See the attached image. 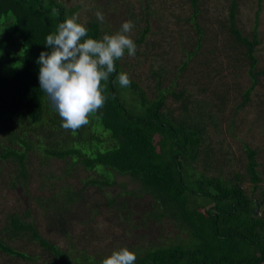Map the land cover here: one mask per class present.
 <instances>
[{
    "label": "trees",
    "instance_id": "16d2710c",
    "mask_svg": "<svg viewBox=\"0 0 264 264\" xmlns=\"http://www.w3.org/2000/svg\"><path fill=\"white\" fill-rule=\"evenodd\" d=\"M227 1L228 17L219 21L224 37L207 52L204 44L214 41L198 20L202 0H190L193 13L188 20L199 37L177 68L184 72L201 54L208 69L216 66V77L225 69L248 72L251 84L237 112L252 102L264 76L257 55L260 9L247 32L239 25L240 0ZM79 10V5L69 6L64 0H0V160L18 163V176L23 178L19 185L26 186L27 194V162L33 150L66 162V180L47 192L45 204L32 208L27 203L31 198L20 197L21 210L8 212L0 227V250L33 263L41 258L44 264H101L111 254L97 253V215L103 214L113 225L116 245L137 254L135 264H264V215L254 212L264 206L260 149L243 143L246 161L239 170L210 138L209 127L228 103L227 90L214 89L212 98H201L208 87L200 86L195 94L187 86L179 87V75L170 78L172 70L166 64L151 71L154 83L148 88L130 76L131 85L122 88L117 77L129 72L121 59L102 81L107 100L89 124L75 134L62 128L58 112L40 89L37 60L42 51H51L45 44L47 35ZM143 14L146 24L135 39L137 46L151 31L148 6ZM86 27L88 37L100 39L106 33L98 19ZM11 60L21 66L5 75L4 64ZM117 176L129 177L136 186L116 191L119 184L126 187ZM16 177H11L13 184ZM246 182L251 183L250 192ZM88 189L100 198L84 209L86 217L71 233L63 217L77 204H87ZM37 209L56 217L55 230L67 237L66 246L40 231L33 217ZM105 232L109 234V228ZM27 242L41 253L14 246Z\"/></svg>",
    "mask_w": 264,
    "mask_h": 264
},
{
    "label": "rangeland",
    "instance_id": "374dc122",
    "mask_svg": "<svg viewBox=\"0 0 264 264\" xmlns=\"http://www.w3.org/2000/svg\"><path fill=\"white\" fill-rule=\"evenodd\" d=\"M64 2L69 6H80L78 16L82 23L97 19L95 12L101 11L105 16L103 25L107 34L117 32L123 22L133 21L135 25L132 32L134 41L145 27L143 9L148 6L151 13L149 18L151 31L145 42L137 46L134 57H129L126 54L122 59L129 76L148 88L154 83L151 71L166 64L167 68L172 70L168 75L170 78L179 75L177 78L179 87L187 86L194 94L198 92L200 86L208 87V92L199 95L201 98H212L214 89L218 91L227 90L228 103L216 124L209 127L210 138L218 151L225 152L226 156L231 158L234 167L239 170H243L246 161L243 143H249L253 147L259 148V161L264 164V76L254 90L252 102L236 112V106L243 98V91L251 84L248 72L241 68L236 74L225 69L222 77H216V66L212 64L208 69L204 65L206 58L201 54L191 61L190 68L182 73L178 71L177 66L180 65L181 60L187 58L186 50H189L199 37L193 22L188 20L193 13L190 0H64ZM201 3L202 12L198 20L201 26L206 27L208 31L206 37L214 41L210 44H208L210 41H206L204 44L208 52L214 44L218 45L224 37L219 27V21L226 20L228 17V1L202 0ZM258 9H260L258 31L261 43L257 55L259 67L264 68V0H240L239 25L247 32L251 30L255 25ZM216 52H219L218 47ZM16 64L18 63L15 60L5 63L3 73L12 75L19 68L14 67ZM174 106L177 108L178 103ZM176 111L179 112V109L177 108ZM232 123L233 127H231ZM1 141L5 143L4 137ZM27 166L29 171L28 194L26 186L22 183L19 185L23 178L18 176L20 173L18 163L11 158L8 161L0 160V227L6 222L9 211L14 208L21 210L22 201L20 197L24 200L31 198L27 203L30 201L32 208L40 203L45 204L47 192L66 180V178H62L65 173L66 162L62 159L48 157L40 150L35 149L30 153ZM13 175L17 176L15 184L11 178ZM52 176L54 179L51 178ZM117 179L119 183H125L126 187L119 184L116 186V191L136 186V183L127 176H117ZM244 186L249 192L252 189L250 182L244 183ZM262 186L264 187V182ZM88 190L91 196L87 197V204H77L63 217L65 225L71 233L78 228L79 221L86 217V210L84 209L92 206L93 201L100 198L98 194L92 193L93 189ZM33 211L35 213L33 215L34 221L38 224L40 231L56 240L61 246H66L67 237H63L61 233L55 230L56 217L47 215L44 209H37V212ZM257 212L264 215V206L258 208ZM108 221L109 219L105 215H97V229L101 232V239L100 241L97 240V253L105 254L121 248L114 242L112 236L114 228ZM106 228H109V234L105 232ZM116 231L119 234L121 230ZM9 242L14 244L12 241ZM139 243L138 240L137 244ZM27 244L29 245L15 243L14 246L32 253H41L37 245H30L28 242ZM104 256L101 255V257ZM0 264L44 263L41 258L33 263L15 256L11 257L0 250Z\"/></svg>",
    "mask_w": 264,
    "mask_h": 264
},
{
    "label": "clouds",
    "instance_id": "9594fccd",
    "mask_svg": "<svg viewBox=\"0 0 264 264\" xmlns=\"http://www.w3.org/2000/svg\"><path fill=\"white\" fill-rule=\"evenodd\" d=\"M95 16L101 23L105 21L101 11L97 10ZM134 27L133 21H125L117 32L96 39L88 37L86 22H79V16L73 15L61 22L55 33L47 35L45 44L51 51H42L37 60L40 89L58 112L63 129L75 134L105 105L107 96L102 81H107L116 71L115 61L126 54L136 55ZM117 80L122 88L131 85L127 73L121 72ZM136 260L134 251L121 247L101 264H135Z\"/></svg>",
    "mask_w": 264,
    "mask_h": 264
},
{
    "label": "water",
    "instance_id": "95a60500",
    "mask_svg": "<svg viewBox=\"0 0 264 264\" xmlns=\"http://www.w3.org/2000/svg\"><path fill=\"white\" fill-rule=\"evenodd\" d=\"M257 210H255L254 212L256 213Z\"/></svg>",
    "mask_w": 264,
    "mask_h": 264
}]
</instances>
